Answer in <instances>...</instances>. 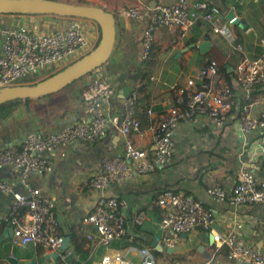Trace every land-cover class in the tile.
Here are the masks:
<instances>
[{"label": "built area", "instance_id": "2783aa9c", "mask_svg": "<svg viewBox=\"0 0 264 264\" xmlns=\"http://www.w3.org/2000/svg\"><path fill=\"white\" fill-rule=\"evenodd\" d=\"M151 6L147 2H126L119 9L131 22H142L141 58H148L153 50L156 33L162 29L176 30L172 45L182 44L189 29L197 22L211 25L214 34L226 36V29L215 23V10L205 1L171 0ZM24 16L33 21L27 25L7 22L8 17ZM66 20L62 26L50 27L51 20ZM237 15L227 19L231 25ZM38 24V25H37ZM49 25V26H48ZM99 27L91 20L59 17L49 14L0 13V89L22 83L36 82L65 68L88 53L99 40ZM261 54L254 59L241 57L233 67L231 84L218 78V66L211 59L194 77H185L176 87L173 105L162 115L153 128L154 150L149 157L145 150L134 146L131 134L140 132L139 104L135 92L124 99L118 129L123 135V150L119 156L103 155L94 165L87 185L98 191L89 213L82 218L90 224L102 244L126 235V204L106 190L113 184L130 180L134 175L152 171L156 166L171 162L174 136L181 125L191 124L197 117H206L222 128L234 115V133L240 145V154L248 162L264 163V109L257 115L256 106L264 105V37L258 40ZM242 52L241 44L232 46L231 54ZM84 83L80 100L90 115L89 122H69L54 131L42 133L30 130L18 142L0 145V194L10 196L7 211L0 216L1 227L11 228V247L39 246L50 253L59 252L63 263L72 254L62 251L64 237L57 231L55 204L51 197L31 185L29 173H50L53 154L65 155V149L76 143H86L101 136L110 120L104 102L115 93V84L102 66L94 69ZM34 79V81L25 82ZM151 114V109L147 110ZM17 170L16 180L2 176L5 170ZM19 185L20 188H15ZM217 202L233 206L248 204L264 206V179L257 178L246 165L237 171L230 190L219 185L206 189ZM154 203L160 211L159 229L169 231L163 237L167 247H174L183 234L196 228L209 231L217 246L227 248L229 259L237 263L264 264V253L254 248L241 235L242 222H234L224 234L213 232L214 216L203 203L181 191L159 192ZM144 212L134 218L138 225L145 221ZM88 238L91 236L88 235ZM139 264H156L154 251L139 247ZM97 264H126L120 252L103 254ZM175 264H211L204 262H176Z\"/></svg>", "mask_w": 264, "mask_h": 264}, {"label": "crops", "instance_id": "0c3cea01", "mask_svg": "<svg viewBox=\"0 0 264 264\" xmlns=\"http://www.w3.org/2000/svg\"><path fill=\"white\" fill-rule=\"evenodd\" d=\"M88 1L111 12L115 17L116 33L119 30L122 33L121 44L114 53L115 64L111 66L109 74L115 84V93L104 102L107 116L110 120L115 118L116 122H108L104 134L94 140L67 147L63 157L55 152L50 173L31 172L27 178L42 194L53 199L57 231L68 239L67 247L61 250H69L72 254L63 263L59 252L56 257L55 252L50 253L39 246L11 247V228L3 224L0 264H97L103 254L112 252H120L126 264H139L140 257L136 250L142 246L153 249L156 264L204 261H210L211 264H239L228 258L225 246H217L214 241H210L208 234L212 235L211 232L201 228L182 235L174 247H167L163 237L170 233L156 226L160 211L154 203L156 195L165 190L181 191L201 201L213 213V232L224 234L234 222H242L241 235L264 253V206H233L213 200L206 192L212 185L230 190L241 165H246L257 178L264 179V163L248 162L245 154H240V145L234 133V115L222 128L203 116L197 117L189 125H181L174 136L169 165L156 166L150 172L134 175L130 180L113 184L106 190L107 194L126 204L124 237L104 245L92 225L82 223V218L90 212L98 196V191L87 185L94 165L103 155L119 156L123 150V135L118 129V119L126 98V95H122L123 89L129 87L130 92H135L138 97L140 132L131 134L132 142L151 157L154 150L153 128L173 105L176 87L184 83L185 77L197 76L211 60L212 51L225 55L228 71H232L239 57L254 59L261 54L258 40L264 37V25L246 8L250 2L256 5L259 0H194L205 1L215 10V23L225 27L226 36L214 34L210 24L197 21L189 29L184 42L173 46L176 30L162 28L155 35L152 53L145 63L142 62L140 44L143 23L131 22L119 13L126 2L134 0ZM141 1L149 4L159 2ZM230 10L237 15V20L239 18L245 23L235 21L231 25L227 24ZM6 21L27 25L33 20L15 16L8 17ZM61 22L64 25L66 20L62 19ZM202 41L207 42L209 51L200 50L198 46ZM237 43L241 44L242 52L235 56L231 51ZM128 66L131 68L128 69ZM218 78L225 81L219 77V73ZM85 81L82 88L69 97L71 101L66 105L68 107L62 110L65 117L56 116L55 110L49 107L31 113L16 112L0 125V145L18 142L30 130L48 133L69 122H89L90 115L80 100ZM149 108L151 114H147ZM263 109L264 105L256 106L252 113L257 115ZM17 173V170L9 169L1 175L14 181ZM15 188L20 186L16 185ZM10 200V196L0 194V216L7 211ZM139 212H144L146 219L142 224H137L139 229L135 231L134 218ZM88 235L91 237L88 238ZM154 239L158 248L151 244Z\"/></svg>", "mask_w": 264, "mask_h": 264}, {"label": "water", "instance_id": "95a60500", "mask_svg": "<svg viewBox=\"0 0 264 264\" xmlns=\"http://www.w3.org/2000/svg\"><path fill=\"white\" fill-rule=\"evenodd\" d=\"M151 6L154 3L150 4ZM0 13L4 14H49L59 17H76L94 21L99 27V40L97 44L84 56L72 62L60 71L51 74L32 83H22L0 89V105L12 101L27 98H39L56 93L78 79L90 74L94 69L102 66L109 58L115 43L116 23L114 15L100 6L70 3L60 0H0ZM235 14L230 10L227 18L234 17ZM238 23H245L244 20H236ZM203 52L210 48L206 41H202L199 46ZM211 59L220 67L226 68L225 55L221 52L212 51ZM231 69V68H230ZM233 71V68H232ZM130 88L125 87L122 95H128ZM186 235V234H183ZM209 235L213 243L212 235ZM67 238L63 239L60 249L67 247ZM152 245L156 248V240H152ZM55 252L54 256L57 257ZM239 264H248L240 262Z\"/></svg>", "mask_w": 264, "mask_h": 264}, {"label": "rangeland", "instance_id": "374dc122", "mask_svg": "<svg viewBox=\"0 0 264 264\" xmlns=\"http://www.w3.org/2000/svg\"><path fill=\"white\" fill-rule=\"evenodd\" d=\"M60 1H66V2H70V3H78V4H87V5H95L94 3H92V1H88V0H60ZM264 3V0H261ZM98 6V5H96ZM262 4L258 3V6L254 5L252 2H250L249 4H247L246 8L249 11V13L252 14L253 11H255L257 13L258 17H261L262 15ZM256 9V10H255ZM255 18H257L256 16H254ZM62 20H51L50 21V27L54 28L57 26H62ZM38 25V24H37ZM49 26V25H48ZM100 33V32H99ZM194 60V59H193ZM143 63L146 62V60L142 61ZM199 64L201 63L198 62ZM115 64V57L111 56L109 58V62L108 60L102 65L103 69L105 70V72L107 74H110L111 71V66ZM131 67L128 66V69H130ZM127 69V68H125ZM90 77V75H86L84 77H82L81 80L77 81L76 83H74L73 85H71L70 87L65 88L64 90L58 91L56 93H53L50 96H47L45 98H42L40 100H36L34 102L31 103V105L33 107H39V108H35L33 111L37 110V109H42L43 107H49L50 109H54L56 116L62 117V112L64 111V109H66L69 104V101H71L69 98L70 94L72 93L73 90H78L80 88H82V83L87 80ZM71 108V107H70ZM63 110V111H62ZM32 111V112H33ZM22 111L19 110L16 114H20ZM213 163H215V161L211 160Z\"/></svg>", "mask_w": 264, "mask_h": 264}, {"label": "trees", "instance_id": "16d2710c", "mask_svg": "<svg viewBox=\"0 0 264 264\" xmlns=\"http://www.w3.org/2000/svg\"><path fill=\"white\" fill-rule=\"evenodd\" d=\"M258 3L262 4V6H263L262 7L263 9H262L261 17L257 16L258 12L256 13L255 11H253L252 14H253V16L257 17V19L259 20V22L261 24L264 25V3L261 0H259ZM258 3L256 4V6H258ZM121 34L122 33H120V30L117 31L116 37H115L114 47H113V50H112L109 58L111 56H114V53L118 50V48H119V46L121 44ZM193 41H194V39H193ZM109 58H108V62H109ZM240 58L241 57H239L238 59H240ZM146 59L147 58H145V59L142 58V60H146ZM218 73H219V77H222L228 84H231V79H232L233 74H234L233 71H228L227 68L220 67V68H218ZM81 79L82 78L78 79L77 81H79ZM30 81H34V79H29V80H26L25 82H30ZM77 81H75L72 84L66 86L65 88L70 87L71 85H73ZM65 88H63L62 90H64ZM76 91L77 90H73L72 93L70 94V96H73L74 92H76ZM48 96H50V95H48ZM45 97H47V96H45ZM45 97L27 98V99H22V100L18 99V100H12V101H8V102H5V103L1 104L0 105V125L2 123H4L6 120H8L9 118H11L19 110H21L22 112H25V113H31L35 108H39V107H33L31 105V103L36 101V100H40L42 98H45ZM61 116L65 117V113H62ZM134 229H135V231H138L139 226L137 224H134Z\"/></svg>", "mask_w": 264, "mask_h": 264}]
</instances>
